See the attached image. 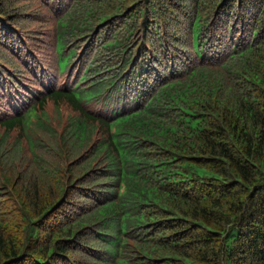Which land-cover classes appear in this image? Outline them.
<instances>
[{
    "label": "trees",
    "instance_id": "trees-1",
    "mask_svg": "<svg viewBox=\"0 0 264 264\" xmlns=\"http://www.w3.org/2000/svg\"><path fill=\"white\" fill-rule=\"evenodd\" d=\"M0 264H264V0H0Z\"/></svg>",
    "mask_w": 264,
    "mask_h": 264
}]
</instances>
